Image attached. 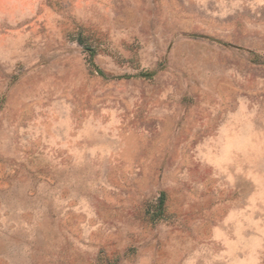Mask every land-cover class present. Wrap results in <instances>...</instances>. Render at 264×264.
Wrapping results in <instances>:
<instances>
[{
	"label": "rangeland",
	"instance_id": "1",
	"mask_svg": "<svg viewBox=\"0 0 264 264\" xmlns=\"http://www.w3.org/2000/svg\"><path fill=\"white\" fill-rule=\"evenodd\" d=\"M0 264H264V0H0Z\"/></svg>",
	"mask_w": 264,
	"mask_h": 264
},
{
	"label": "trees",
	"instance_id": "2",
	"mask_svg": "<svg viewBox=\"0 0 264 264\" xmlns=\"http://www.w3.org/2000/svg\"><path fill=\"white\" fill-rule=\"evenodd\" d=\"M165 203V195L163 194L159 201V207L162 208Z\"/></svg>",
	"mask_w": 264,
	"mask_h": 264
}]
</instances>
